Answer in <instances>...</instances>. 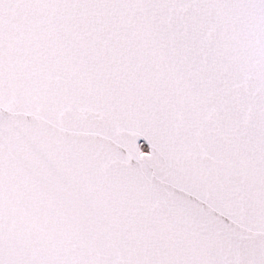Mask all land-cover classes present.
Returning <instances> with one entry per match:
<instances>
[{
	"label": "snow or ice",
	"instance_id": "6c2138e0",
	"mask_svg": "<svg viewBox=\"0 0 264 264\" xmlns=\"http://www.w3.org/2000/svg\"><path fill=\"white\" fill-rule=\"evenodd\" d=\"M0 264H264V0H0Z\"/></svg>",
	"mask_w": 264,
	"mask_h": 264
}]
</instances>
